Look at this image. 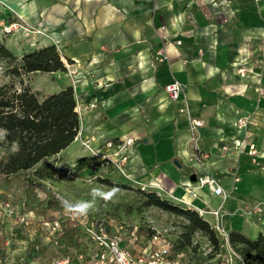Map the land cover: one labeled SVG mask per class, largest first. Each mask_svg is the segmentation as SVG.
<instances>
[{"label": "crops", "instance_id": "1", "mask_svg": "<svg viewBox=\"0 0 264 264\" xmlns=\"http://www.w3.org/2000/svg\"><path fill=\"white\" fill-rule=\"evenodd\" d=\"M0 3L30 29L19 49L54 44L65 61L66 70L56 72L63 88L74 89L80 130L59 153L79 134L93 144L102 137H131L125 170L133 181L160 190L164 198L181 197L184 206L218 210L217 217L200 214L227 242L231 230L264 232L262 212L244 210L264 202V5L258 9L252 0ZM161 48L167 55L162 61L156 59ZM240 65L248 68L246 76L238 74ZM172 80L182 85L177 100L164 89ZM243 116L251 119L246 132L260 153L254 159L232 145L244 134L236 129ZM193 119L203 124L192 130ZM196 154L203 169L218 178L222 195L206 187L196 189L195 197L184 192L197 171ZM245 181L250 186L240 189Z\"/></svg>", "mask_w": 264, "mask_h": 264}, {"label": "rangeland", "instance_id": "2", "mask_svg": "<svg viewBox=\"0 0 264 264\" xmlns=\"http://www.w3.org/2000/svg\"><path fill=\"white\" fill-rule=\"evenodd\" d=\"M252 1L254 2V6L258 7L259 4L260 6L264 5V0ZM261 10L264 14V7ZM10 18V11L0 3V42L4 43L19 57L24 52V49H19L22 37H27L28 34L26 33H29L30 29L24 24H21L17 17ZM13 65L14 63L0 62V85L8 82H14L17 88L21 85H30L31 89L37 91L41 96L63 88L64 83H61L62 79L58 78L60 77V74L58 76V72L55 74L34 72L22 75L20 78L9 73ZM261 95L264 96V89L261 91ZM2 138L3 132L0 133V141ZM103 138L98 139L93 144L89 142L87 137L79 134V140L76 143L55 156L57 174L53 180H49L46 183L56 193L57 199L63 204L65 201L92 199L91 189L94 187L107 190L110 187L116 186L120 189L119 193L107 202L97 199L94 209L86 217H75L74 220L76 222L67 220L68 212L64 208L47 209L45 214H37L35 212L36 210H28L22 200L4 204L0 198L1 264H16L17 262L23 264H49L53 259L65 255L60 250V247H65L66 242L61 236L64 227L77 228L75 236L77 248H80L81 245L86 246L89 243L87 235L84 232V229H86L84 225L90 226L96 225V223H104L108 229L139 230L143 228L145 230L151 229V227L169 229L167 238L170 241H173L184 231V225L188 223V219L185 216L152 205H140V194L137 189L143 188L146 191L153 190V188L143 186L133 181L131 177L122 175L113 163L109 161L107 163L102 162L87 148L86 144L90 145L91 148L97 147L98 144L102 147L107 140ZM6 149H8L6 144L3 142L0 143V155ZM90 154L97 158L95 161L93 159L92 163H88L90 161ZM261 167L260 176L264 180V163H261ZM98 177L108 179L109 182H101L98 180ZM247 182L245 181V184L239 183L240 189H245V185L249 187L250 183ZM153 191H156L157 194L160 193L158 189ZM1 193H3L2 190H0ZM7 193L12 196L14 191H7ZM37 196L39 199L35 202L33 200L31 204L36 209H41L44 203L38 202L45 198V194L37 190ZM160 196L163 197L162 195ZM262 204L264 202H257L250 208L245 207L244 210L251 214V210L255 206ZM58 211L63 213L64 220L61 224L60 231L55 234L51 233V228L44 222H49L57 215ZM261 215H264V208ZM261 215L256 217L259 218ZM205 216L206 218H210L209 215ZM254 219L256 220V218ZM73 223H76V225L73 226ZM256 224L258 226L262 224L261 220H258ZM261 228L262 230L264 229L263 226ZM145 232L139 231L140 237L138 240H140V245L144 244L145 237L143 235H146ZM258 233L254 235L249 234L248 236L254 238ZM218 235L220 239L219 246L217 250H214L210 245L208 237L202 234V232L196 231L193 234V243H196V247L181 253L182 260L186 264L204 261L206 264H237L232 254L233 249L230 247L229 242L226 241L224 233L218 231ZM76 246L67 247V251L69 252Z\"/></svg>", "mask_w": 264, "mask_h": 264}, {"label": "trees", "instance_id": "3", "mask_svg": "<svg viewBox=\"0 0 264 264\" xmlns=\"http://www.w3.org/2000/svg\"><path fill=\"white\" fill-rule=\"evenodd\" d=\"M2 61L14 63L9 73L16 77L34 72L66 70L65 61L54 44L24 51L17 57L0 42V62ZM76 107L71 85L43 96L29 85L18 88L14 82L0 85V133L3 132L0 143L3 142L8 147L0 155V190L3 191L0 198L4 203L22 200L28 210H36L37 214H45L47 209L63 208V203L46 182L53 180L57 174L55 156L78 134L79 114ZM13 145L15 149H11ZM98 180L109 182L100 177ZM37 190L45 194V198L38 202L44 203L41 209H36L31 204L33 200L35 202L39 199ZM7 191H14V194L8 195ZM137 191L141 206H156L188 219L184 231L171 241L170 257L194 249L196 243H193V234L196 231L208 237L214 250L218 249V230L197 209L163 198L153 190L139 188ZM76 229L63 228L61 236L66 242L65 247H60L62 254L68 252L67 247L77 245ZM139 231H146V235L152 232L151 229L143 228ZM228 242L237 254V264H264V232L251 238L240 230H231L228 232ZM74 248L79 249L77 246Z\"/></svg>", "mask_w": 264, "mask_h": 264}, {"label": "built area", "instance_id": "4", "mask_svg": "<svg viewBox=\"0 0 264 264\" xmlns=\"http://www.w3.org/2000/svg\"><path fill=\"white\" fill-rule=\"evenodd\" d=\"M160 30H164V26L160 27ZM180 43V40L176 41ZM167 55L164 49L157 51V60L166 59ZM237 72L240 76H246L248 68L240 65L237 67ZM164 89L167 92L171 100H177L182 92V85L172 80L164 85ZM251 119L248 116L240 117L236 122V129L244 132L240 137L233 139V147L239 152H246L253 157V159L259 154L255 142L250 139L247 134V127L250 124ZM201 120L193 119L190 123V129H194L197 126L202 125ZM134 139L127 137L121 140L108 139L104 142L103 146L92 147L87 145V148L91 150L92 154L102 162L107 163L108 161L118 169V171L128 176L125 170V164L128 161V146L133 143ZM115 148L114 153H104L102 148ZM224 146L223 148H226ZM197 164V171L195 173V180L183 185L185 193H188L192 197L197 196L198 188L206 187L215 195H222L224 193L222 186L219 183L218 178L214 175L205 171L202 167V159L200 155H195ZM237 175L234 176V181H238ZM175 201L185 203L186 201L181 198H174ZM264 204L255 206L251 210V214L258 215L263 211ZM199 213L210 212L217 217L219 215L218 210H198ZM62 212L58 211L49 222L46 223L51 228V233H57L60 231L61 224L64 220ZM67 220L74 221V216L67 213ZM86 217V216H83ZM76 223H73L75 226ZM79 226V225H77ZM76 226V227H77ZM85 234L89 240L88 245H81L79 249H71L67 254L53 259L49 264H186L182 260L181 253H178L176 257H170L171 241L167 238L169 235V229H157L151 227L150 235H143L144 244L140 245V233L138 229H108L103 223H96V225H84ZM217 230V229H216ZM221 232V231H220ZM142 235V234H141ZM231 247V246H230ZM233 256L236 258L237 254L232 251ZM1 264V262H0ZM16 264H23L17 262ZM193 264H206V262H194Z\"/></svg>", "mask_w": 264, "mask_h": 264}, {"label": "clouds", "instance_id": "5", "mask_svg": "<svg viewBox=\"0 0 264 264\" xmlns=\"http://www.w3.org/2000/svg\"><path fill=\"white\" fill-rule=\"evenodd\" d=\"M119 191L120 189L116 186L110 187L107 190L94 187L91 189L92 199L65 201L63 208L66 212L74 217H83L94 209L97 199L103 200L105 202L110 201L119 193Z\"/></svg>", "mask_w": 264, "mask_h": 264}, {"label": "water", "instance_id": "6", "mask_svg": "<svg viewBox=\"0 0 264 264\" xmlns=\"http://www.w3.org/2000/svg\"><path fill=\"white\" fill-rule=\"evenodd\" d=\"M189 178H190L191 181H194L196 176H195V174H191Z\"/></svg>", "mask_w": 264, "mask_h": 264}]
</instances>
